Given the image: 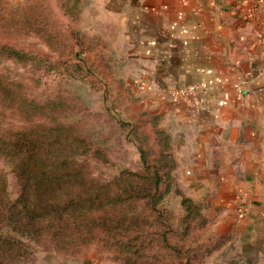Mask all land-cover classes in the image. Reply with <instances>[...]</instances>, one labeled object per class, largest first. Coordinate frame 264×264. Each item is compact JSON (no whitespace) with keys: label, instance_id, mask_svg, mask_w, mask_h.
Wrapping results in <instances>:
<instances>
[{"label":"rangeland","instance_id":"rangeland-1","mask_svg":"<svg viewBox=\"0 0 264 264\" xmlns=\"http://www.w3.org/2000/svg\"><path fill=\"white\" fill-rule=\"evenodd\" d=\"M50 2L0 0V181L15 200L14 166L32 145L45 170L70 173L52 200L75 203L94 239L61 248L45 236L19 264H245L223 223L179 188L167 137L127 112Z\"/></svg>","mask_w":264,"mask_h":264},{"label":"crops","instance_id":"crops-1","mask_svg":"<svg viewBox=\"0 0 264 264\" xmlns=\"http://www.w3.org/2000/svg\"><path fill=\"white\" fill-rule=\"evenodd\" d=\"M48 1L127 112L167 137L185 196L223 223L245 264H264V0ZM189 86V100L172 95Z\"/></svg>","mask_w":264,"mask_h":264},{"label":"trees","instance_id":"trees-1","mask_svg":"<svg viewBox=\"0 0 264 264\" xmlns=\"http://www.w3.org/2000/svg\"><path fill=\"white\" fill-rule=\"evenodd\" d=\"M37 20L34 19L36 27ZM18 160L14 168L21 187L15 200L10 201L4 196L0 181V264H19L28 259L33 245L45 236L61 248L94 239L91 230L87 233L79 231L82 213L75 203L58 204L52 200L57 182H62L70 173L45 170V164L35 158L32 145ZM34 192L39 201L37 206H30L29 197ZM69 211L74 215H69Z\"/></svg>","mask_w":264,"mask_h":264},{"label":"built area","instance_id":"built-area-1","mask_svg":"<svg viewBox=\"0 0 264 264\" xmlns=\"http://www.w3.org/2000/svg\"><path fill=\"white\" fill-rule=\"evenodd\" d=\"M140 87L144 89H147L149 90L148 87H145V85L143 83H140ZM196 91V87L194 86H189V87H185V88H182V89H178V90H175L172 95L174 96H177V97H180L182 99H186V100H189V97ZM244 212V208L243 207H240L238 209V212H237V218H241L242 217V214Z\"/></svg>","mask_w":264,"mask_h":264}]
</instances>
